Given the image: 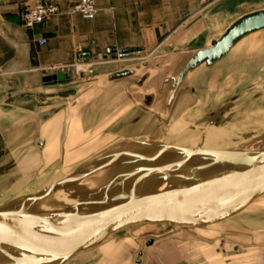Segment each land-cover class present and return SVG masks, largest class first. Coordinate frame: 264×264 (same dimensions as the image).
<instances>
[{"label": "rangeland", "instance_id": "rangeland-1", "mask_svg": "<svg viewBox=\"0 0 264 264\" xmlns=\"http://www.w3.org/2000/svg\"><path fill=\"white\" fill-rule=\"evenodd\" d=\"M162 42L152 40L137 51L114 50L75 59L64 72L44 71L49 80L69 72L70 77L64 74V78L70 98L64 106L57 103L44 108L38 104L32 119H14V127H0V204L41 191L101 158L98 163H103L114 146L124 148L129 141L192 147L202 144V131L216 129L224 133L221 148H264V37L257 38L251 47L250 54L256 52L255 57L248 56V51L232 50L214 64L189 71L181 83L177 78L190 54L182 53L184 48L174 51ZM79 65L86 69L76 71ZM125 70L131 74L109 81L110 74ZM212 82L216 87L211 90ZM118 83L123 89L116 86ZM66 106L69 125L63 126L61 119L49 121L51 113ZM40 140L46 143L41 149L37 145ZM135 151L150 153L140 146ZM124 160L118 161L120 171L127 168ZM213 225L215 232L190 231L218 246L222 240L239 241L241 237L264 242V194L241 212ZM177 230L182 229L158 224L128 227L65 264H109L112 257L135 258L147 239ZM123 241L130 247L121 246ZM109 245L117 246L118 256L122 252L124 258L116 257L113 250L111 258L104 257L101 251Z\"/></svg>", "mask_w": 264, "mask_h": 264}, {"label": "water", "instance_id": "water-1", "mask_svg": "<svg viewBox=\"0 0 264 264\" xmlns=\"http://www.w3.org/2000/svg\"><path fill=\"white\" fill-rule=\"evenodd\" d=\"M260 30H264V10L243 15L210 47L190 57L177 82L189 71L221 60L244 37ZM130 74L118 71L108 78L114 81ZM55 77L63 79L64 74ZM130 145L150 153L121 151L98 164L94 172L131 157L124 162L127 168L99 189L73 193L75 203L71 205L52 210L39 207L57 188L85 177L81 173L1 203L0 264H65L125 228L140 224L203 227L241 212L264 194V148L203 149L201 145L148 141H129L122 146ZM166 155L173 157L159 163ZM127 178L134 180L128 187L124 185ZM142 181L154 186L144 188Z\"/></svg>", "mask_w": 264, "mask_h": 264}, {"label": "crops", "instance_id": "crops-1", "mask_svg": "<svg viewBox=\"0 0 264 264\" xmlns=\"http://www.w3.org/2000/svg\"><path fill=\"white\" fill-rule=\"evenodd\" d=\"M48 1L58 7V13L27 29L22 24V14L34 5L35 0H0L2 128L14 127L15 123H11L14 119H32L38 113V104L44 108L57 103L66 105L65 101L70 98L66 91L69 88L67 79L53 77L49 80L48 73L44 72L46 67L70 64L75 59H87L114 50L137 51L152 40H162V44L168 43L174 51L184 48L182 53L191 57L198 50L209 47L243 15L264 10V0H97L95 17L86 20L78 14L68 13L78 0ZM261 32L264 30L244 37L231 51H248V56L255 57L257 53L251 55L250 50L257 38L264 37ZM41 40L46 42L40 44ZM82 66L85 70L86 66ZM116 86L123 89L120 83ZM69 115L66 106L48 118L49 121L61 119L66 126L70 122ZM221 134L224 133L206 129L201 147L227 149L219 147L223 144L224 135ZM45 144L44 140L37 142L40 149ZM213 226L212 223L203 227H178L215 232ZM241 238L239 241L222 240L218 246L216 242L192 235V232L177 230L147 239L144 249L138 251L135 258L123 259L122 252L119 256L123 260L111 258L112 250L119 257V248L114 245L104 247L101 252L104 251V257L111 258L109 264H264V242ZM123 242L121 246L130 247ZM128 253L131 254L130 249Z\"/></svg>", "mask_w": 264, "mask_h": 264}, {"label": "bare ground", "instance_id": "bare-ground-1", "mask_svg": "<svg viewBox=\"0 0 264 264\" xmlns=\"http://www.w3.org/2000/svg\"><path fill=\"white\" fill-rule=\"evenodd\" d=\"M82 69H83V66L82 65H79V66H77L76 71H79V70H82ZM229 79H232L231 76H229ZM214 87H216V84H214V82H212V85H211V88L210 89L212 90ZM177 124L179 125V123H177ZM251 127H252V125H251ZM258 129H260V128H258ZM249 130H247V131H249ZM250 131H252V130H250ZM202 132L205 133V131H202ZM262 141L264 142V140H262ZM221 142H222V140H221ZM257 143L258 142L256 141L255 144H257ZM235 144H239V143H235ZM261 144H262V146H264L263 143H261ZM192 147H195V146H192ZM136 148H137V146H131V145L130 146H126L124 148H117V147L114 146V148L110 152H107L106 155L103 157V158H105L104 159V162L108 161L109 159H112V157H113V155L115 153H118V152H121V151H133V150L135 151ZM247 150H254V149H247ZM172 157H173V155H166V156H164L163 158H161L159 160V163H163L164 161L169 160ZM122 159H125L123 161V163H124V162L129 161L131 159V157L130 156H126V157H124ZM99 161H103L102 158L100 160H98L97 163L95 162L92 165H90L89 167H87V169H85L84 171L79 172V173H81L82 175L85 176L82 179H80V181L73 182V183H69V184H66L64 187L57 188L55 190V193L54 194H52L49 198H47V199H45V200H43L42 202L39 203V207L41 209H43V210H50V209L52 210V209H56V208H62L63 206L71 205V204L75 203V201L71 197V195H73V193L93 192V191L99 189L100 187H102L103 185L107 184L109 182V180L113 176H115L117 173H120L121 172L120 171L121 170V167L119 166V163L120 162H117L116 164H113L112 166H109V167H107L105 169H102L100 171H95L94 172V168L99 164L98 163ZM119 161H121V160H119ZM192 161H195V160H192ZM91 171H93V172H91ZM69 176H71V175H68L65 178H67ZM65 178H63L62 180H64ZM62 180H60V181H62ZM60 181H58V182H60ZM58 182H55V183H58ZM133 182H134V180L132 178H127V179H125V184L124 185H126L128 187ZM55 183H53V184H55ZM140 185L142 187H144V188H148V187L154 186V184H151L150 182H145V181L140 182ZM165 185L166 184L162 182V187L165 186ZM49 186H47V187H49ZM47 187H45V188H47ZM50 204H52V205L50 206ZM180 229L186 230L188 232H192L190 230H193V229H185V228H180ZM230 237H232V236H230ZM235 238H237V237H235Z\"/></svg>", "mask_w": 264, "mask_h": 264}, {"label": "built area", "instance_id": "built-area-1", "mask_svg": "<svg viewBox=\"0 0 264 264\" xmlns=\"http://www.w3.org/2000/svg\"><path fill=\"white\" fill-rule=\"evenodd\" d=\"M96 1L97 0H78L77 3L72 6L68 13L78 14L83 19L92 20L97 13ZM58 11V7L48 0H35L34 5L23 12L22 24L25 28L31 29L35 25L45 22L52 15L58 13ZM45 42V40L39 41L40 44H44ZM68 68L69 64H55L46 67L44 71L59 73L64 72ZM68 73L69 72L63 74L70 75Z\"/></svg>", "mask_w": 264, "mask_h": 264}]
</instances>
